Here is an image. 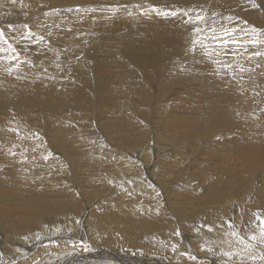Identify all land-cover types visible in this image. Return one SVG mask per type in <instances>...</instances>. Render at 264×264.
I'll return each mask as SVG.
<instances>
[{"label": "rangeland", "instance_id": "rangeland-1", "mask_svg": "<svg viewBox=\"0 0 264 264\" xmlns=\"http://www.w3.org/2000/svg\"><path fill=\"white\" fill-rule=\"evenodd\" d=\"M37 4V10L42 13L66 12L51 0ZM90 4L94 9L91 17L89 14L82 17L83 9L75 7L81 27L70 28L61 35L62 41L72 48L61 47V63L51 61L46 65L32 66L34 72L48 74L43 80L38 79L41 83L33 81L32 84L17 86L4 81L0 83L3 86L0 89L8 94L6 105L9 108L6 110L9 117L3 120V123L7 121L4 124L8 128L0 126V264H17L26 258L24 254H32L40 245L51 246L52 241L69 245L75 238V243L81 241L82 235L79 239L77 234L88 227V215L91 213L94 224L101 220L106 226L100 224L103 231L110 232L112 228L107 226L108 223L116 224L111 220L127 222L130 219L124 217H130V210L140 209L156 212L146 214L145 223L152 226H148L149 229L145 227L146 230L138 229L132 239L150 252L131 247L128 245L130 238L121 234L123 237L111 238V241H120L117 245L112 241V246L109 243L96 248L88 243L93 250L83 254H78L77 247L74 250L65 247L66 251L58 249L52 258L55 264L59 261L64 262L60 264H77L76 258L74 262L67 260L73 252L81 258L91 257L96 249L121 255L123 261L117 264H130L131 258H145L144 262L137 261V264H151L146 259L158 256L166 260L163 264H175L176 259L169 258L172 244L185 243V250H179L187 252V240L182 238V232H185L183 225L187 221L191 220L197 228L204 229L201 226L206 224L221 228L223 224L220 220L218 223L213 221L217 219L211 217L213 212L210 211L219 204L222 212H226L232 198L241 202L245 193L249 197L259 192L264 181V59L256 57L252 62L248 59V52H264V46L248 47L247 52L240 47V54L234 58L223 55L208 58L203 55L202 48L191 51L192 25L184 23L182 14L165 17L151 12L142 15L140 11L141 7L148 9L153 5L161 10L202 11L210 24L215 23L218 32L222 27H236L238 37L246 34L248 39L264 40V0H92ZM110 7H117V11H111ZM29 20V14L22 18L13 16L5 25L0 23V28H5L12 35H20L23 25ZM216 59L232 63L234 71L226 73L214 63ZM20 60L26 61L22 56ZM14 63L7 60L5 64L13 67L12 77L16 80L23 68H29V63H22L18 68L13 66ZM240 68L244 71L241 72ZM16 89L22 93L19 98ZM26 90L29 91L26 93ZM167 90L169 93H165ZM22 100L24 102L19 107ZM181 123L183 127L196 128L197 134L192 138L185 136ZM13 126L17 128L13 129ZM204 128H208L206 133L213 137L206 138L208 136L202 134ZM251 130L259 133L262 139L255 150L247 147L250 142L248 131ZM208 139L211 143L217 140L212 143L214 149L210 142L207 144L209 148H205ZM203 151H210L214 157L209 153L210 157L206 159ZM227 151L229 155L225 157ZM203 158L211 160L212 167L206 166L208 170L202 165L205 161L200 164ZM214 159L223 164L231 163L232 173L223 171L222 162V167L219 162L218 165L214 162V165ZM255 161L261 164V171L248 166ZM145 165L154 170L150 167L145 169ZM201 165L208 176L205 181ZM219 169L222 172L216 173ZM241 169L247 175L244 179H237ZM233 180L239 181L237 185ZM208 185L215 187L211 189L214 192L216 186L218 189L224 187V193L222 190L215 192L216 195L225 194L221 201L218 200L220 195L214 202L209 201L205 189ZM188 188L196 192L190 193L186 190ZM186 192L190 196L193 194L194 198ZM201 192L205 195L203 199H199ZM186 194L191 198L187 200L188 204ZM227 195L231 196L229 202H226ZM186 207L195 209L196 215L187 218L189 210ZM42 209L39 217L34 218ZM231 221L234 225L248 223L245 217L240 219L238 215ZM118 225L119 222L115 227ZM177 230L180 236L175 235ZM225 230L240 232L227 226ZM253 231H245L243 235ZM21 240L30 241L28 244H35V247L29 248L28 253L18 251L14 259H6V254L13 248L21 249L14 244ZM162 246L165 248L160 249ZM165 249L170 250L167 253ZM220 250L217 262L220 259L224 264L227 257L222 256ZM49 251L45 256L54 254L51 249ZM200 255H191L196 257L195 260L189 256L186 264H206L207 257ZM235 258L232 261L227 259L229 264L240 263V260L236 261L239 257Z\"/></svg>", "mask_w": 264, "mask_h": 264}, {"label": "bare ground", "instance_id": "bare-ground-1", "mask_svg": "<svg viewBox=\"0 0 264 264\" xmlns=\"http://www.w3.org/2000/svg\"><path fill=\"white\" fill-rule=\"evenodd\" d=\"M39 1H42V0H22V2H21V0H16V3H13V0H0V23H2V25H5L6 24V22L11 18V17H18V18H22L24 15H26V14H29L30 15V20L28 21V23H29V25L31 26V28H32V30L35 32V33H37L38 35H43V36H45V40H46V43H45V41H43V42H41L39 45H32V46H29V44H28V42H23V43H17V41H13L14 42V44H16V47H17V49L19 50V51H21V53H22V57H24L25 59H26V61H31V63H29V68L28 69H22L21 70V74H20V76L15 80V79H13V77H12V71H13V67H11L12 68V71L11 72H9L8 71V69L10 68V66H8V65H6L5 63H6V61L7 60H0V83H1V81H4L6 84H10V85H14V86H17V85H20V84H25V85H28V84H32V82L34 81V83L36 82V84H38V83H41V81L39 80V82H38V79H44V77L45 76H47L48 74H43V73H37V72H34L31 68H32V66H34L35 64H43V65H46L47 63L49 64V63H52L51 61H54V62H60L61 63V56L59 57V54H60V52H62V48L61 47H65V49L66 48H69V45H67L64 41H62V39H61V35H64V34H66L67 33V31L70 29V28H78V26L80 25L79 24V22L81 23V19L78 17V13L76 12V8L75 7H80L81 9H83V16L82 17H88V16H84V15H88L89 14V16L91 17V14H92V12H93V8L91 7V4H90V2L92 1V0H51L53 3H56V5H57V7L60 9V5H61V8H64L65 10H66V12H59V13H48L47 15L45 14V13H42V12H39L38 10H37V8H38V4H37V2H39ZM157 2V1H156ZM153 3H155V2H153ZM156 4V3H155ZM69 9H71V11H69ZM102 13V12H101ZM84 18V19H85ZM26 20H27V18H26ZM147 26H149V25H147ZM153 26V25H152ZM152 26H151V28H152ZM155 26V25H154ZM153 26V27H154ZM80 27H81V25H80ZM159 28V27H158ZM5 29V28H4ZM162 29H164V28H162ZM161 29V30H162ZM152 30H154V29H152ZM145 31H147V30H145ZM149 31V30H148ZM5 33H6V35L7 36H9L10 38L12 37V36H14V35H12V34H10V32L9 31H7L6 29H5ZM153 33V32H152ZM17 38L20 36V35H15ZM159 38V37H158ZM150 39V38H149ZM104 42V41H103ZM106 43V42H105ZM166 44V43H165ZM176 45V44H175ZM64 49V50H65ZM69 49H71L72 50V48H69ZM56 53H58V54H56ZM63 53V52H62ZM56 54V55H55ZM163 54V53H162ZM4 55H6V54H4ZM58 55V56H57ZM160 57V56H159ZM256 59V57H253L252 59H251V62L253 61V60H255ZM217 60V59H216ZM132 64V63H131ZM133 65H134V63H133ZM166 65H168V64H166ZM179 65V64H178ZM137 68V67H136ZM219 68H221V67H219ZM6 69V70H5ZM52 73V72H51ZM165 73V72H164ZM225 73V72H224ZM166 74H168V72L166 71ZM156 75V74H155ZM226 75V74H225ZM224 75V76H225ZM228 75V74H227ZM229 76V75H228ZM141 79V78H140ZM38 82V83H37ZM34 85V84H33ZM32 85V87H34ZM13 86V87H14ZM29 86H31V85H29ZM159 86H161V83L159 84ZM1 87V86H0ZM22 87V86H21ZM1 88H3V86L1 87ZM10 88H11V86H10ZM16 88V87H15ZM14 88V89H15ZM30 88V87H29ZM35 88V87H34ZM37 88H39L40 89V87H36V89ZM13 89V88H12ZM12 89H10V90H12ZM13 89V90H14ZM21 89V88H20ZM27 89V88H26ZM31 89V88H30ZM29 89V90H30ZM33 89V88H32ZM38 89V90H39ZM2 90H4V89H0V126H3L4 128H8V127H6V125L4 124V123H7V121L6 122H4L3 123V120H5L4 119V117H9V116H7L6 115V110L7 109H9V108H7V105H6V97L8 96V94L6 93V92H3ZM17 90V91H16ZM15 90V92H17L16 93V95L18 96V98L19 97H21V94L22 93H20L19 92V90L18 89H16ZM22 90H23V88H22ZM22 90H20V91H22ZM29 90H26L25 92L27 93ZM5 91V90H4ZM24 91V90H23ZM34 92V91H33ZM165 93H169L168 92V90L167 91H165ZM24 95V94H23ZM149 95V94H148ZM146 96V95H145ZM150 100V99H149ZM20 102V101H19ZM23 102H24V100H22L21 101V104L19 105V107L20 106H22V104H23ZM9 112H10V110H9ZM9 112H7V114L9 113ZM10 115V114H9ZM212 115H213V113H212ZM211 115V116H212ZM215 115V114H214ZM213 115V116H214ZM210 116V117H211ZM216 118V117H215ZM7 120V119H6ZM217 120V119H216ZM194 121H196V120H194ZM201 121V120H200ZM205 121V120H204ZM212 122H213V120H211ZM218 121V120H217ZM180 122V121H179ZM199 122V121H198ZM216 122V121H215ZM202 123H203V121H202ZM214 123V122H213ZM165 124H167V123H165ZM170 124H172V123H170ZM180 124V123H179ZM184 124V123H183ZM197 124V123H196ZM200 124V123H199ZM7 125H9V123L7 124ZM169 125V124H168ZM168 125H166V126H168ZM178 125V124H177ZM15 126V125H14ZM14 126H13V129H16L17 127H15L14 128ZM171 127H172V125H170ZM181 126H182V128L184 129L183 130V134L185 135V136H190V138H192L191 136L193 135V136H195L197 133H196V131H197V129L196 128H192V127H188V126H186L185 127V125H184V127H183V125H182V123H181ZM194 126V125H193ZM197 126V125H196ZM204 126V125H203ZM205 126H208L207 125V122H205ZM175 127V126H174ZM199 127H201V126H199ZM20 128V127H19ZM18 128V129H19ZM175 128H179V126L178 127H175ZM181 128V127H180ZM209 128V127H208ZM208 128H206V129H208ZM17 129V130H18ZM172 129V128H171ZM196 129V130H195ZM206 129L204 128L203 129V133L202 134H204V136L206 137V136H208V137H206V138H210V137H213V136H211V134L209 135L208 134V132L206 133ZM185 131V132H184ZM200 131H202V130H200ZM226 131H228V130H226ZM230 131V130H229ZM193 132H195V133H193ZM249 132V134H250V137L248 138V141H250L249 142V144H247V147H249V146H251V149L250 150H255L256 149V145H258V144H260V143H262V139L260 140V138H259V133H255L254 131H248ZM218 135V134H217ZM204 137V138H205ZM218 138H220V137H218ZM213 140H214V138H212ZM211 139V140H212ZM212 140V141H213ZM216 140V139H215ZM245 140H246V138H245ZM217 141V140H216ZM216 141H214V142H216ZM206 142V147L205 148H209V145H207L208 144V142H210L209 144L211 145V148L212 149H214V147L215 146H212V143L214 144V142H212L211 143V141H210V139H208V140H206L205 141ZM221 145H222V143H221ZM220 145V146H221ZM263 145H264V142H263ZM223 147V145L221 146V148ZM259 147H260V145H259ZM263 147V146H262ZM211 148H210V151H211ZM220 148V147H219ZM219 148L217 149V150H219ZM236 148V147H235ZM250 148V147H249ZM232 149H233V147H232ZM237 149V148H236ZM230 150H231V148H230ZM238 150V152H237V154H239L240 152H239V149H237ZM209 151V153L212 155V153ZM224 151V150H223ZM222 151V152H223ZM226 151V150H225ZM224 151V152H225ZM234 151V150H233ZM203 152H205V154L207 155V158L206 159H208L209 157H210V155H209V153H207L206 151H203ZM212 152H214V151H212ZM221 152V154H223ZM236 152H234L235 154H236ZM6 153V152H5ZM215 153V152H214ZM202 154H204V153H202ZM205 154L203 155V156H205ZM228 154V151L226 152V154H225V157H227L226 155ZM138 155V154H137ZM214 155V154H213ZM212 155V156H213ZM229 155V154H228ZM231 155V154H230ZM243 156V155H242ZM214 157V156H213ZM216 158H218V157H216ZM139 159V158H138ZM205 158H203V159H201L200 160V164H202L201 163V161L202 162H204L205 161V163L204 164H202V165H204L205 167H204V169L205 170H208L207 169V167H212V165H210V162H211V160H206ZM219 159V158H218ZM221 160H223V159H221ZM1 161H2V159H1ZM236 161V160H235ZM4 162V161H3ZM199 162V161H198ZM206 162H209V163H206ZM214 162H216V159H214V161H213V163ZM217 162H219L218 160H217ZM217 162H216V165H220L221 164V162L222 161H220L218 164H217ZM230 162V161H229ZM228 162V163H229ZM170 163V162H169ZM173 163H175V164H178V163H176V162H173ZM226 163V162H225ZM223 164V162H222V164L221 165H223V167L220 165V167H222V168H224L225 167V169H223V171H226V173H228V174H231L232 173V169H230V167H232V164L231 163H229V164ZM237 163V162H236ZM145 164V163H144ZM207 164H209V166H207ZM4 165V164H3ZM152 165V164H151ZM201 165V169L200 170H202V173L203 174H205L204 175V181L205 180H207L206 178H208V176H206V172L205 171H203L204 169H203V166ZM214 165H215V163H214ZM207 166V167H206ZM248 166L249 167H251L252 168V170H256V171H261L263 168H262V166H261V164L260 163H258V161H255V162H253V163H249L248 164ZM150 166H148V165H145V169H148ZM151 168V167H150ZM219 168V167H218ZM36 169H38V168H36ZM137 169H138V167H137ZM152 170H154L153 168H151ZM221 169V168H220ZM219 169V170H220ZM215 170H217V169H215ZM140 171V170H139ZM209 171H210V169H209ZM141 172V171H140ZM201 172V171H200ZM211 172H213V171H211ZM217 172H222L221 170L220 171H216V173ZM146 173H148V172H146ZM215 173V172H214ZM237 172L236 171H234V174H236ZM250 173H253V172H250ZM249 173V174H250ZM216 175H218V174H216ZM225 175V174H224ZM245 175H247L246 174V171L244 170V169H241L240 171H239V176L237 177V179L238 178H240V179H244L243 177L245 176ZM221 176H223V175H221ZM226 176V175H225ZM253 176H255V178H257V175L256 174H252V177ZM251 177V176H250ZM152 178V177H151ZM217 178V177H216ZM223 178V177H222ZM218 179V178H217ZM239 179V180H240ZM250 179V178H249ZM225 180V179H224ZM246 180V179H245ZM204 181H201V182H204ZM212 181V180H211ZM234 182H235V184L237 185V183L239 182L238 180H237V183H236V180H233ZM151 182V181H150ZM201 182H200V184H201ZM220 182L221 181H219L218 182V184H220ZM227 182V181H226ZM245 182V181H244ZM252 182V181H251ZM213 183V182H212ZM202 184H204V183H202ZM222 184V183H221ZM220 184V185H221ZM229 185H230V183H228ZM248 184V183H247ZM9 185V184H8ZM165 185V184H164ZM198 185V184H197ZM196 185V186H197ZM219 185V186H220ZM226 185V184H225ZM261 186H260V190H258L259 192H257V193H252V195H250L249 197H248V195L245 193V195H242V196H244L243 197V199L241 200V202H236L237 201V199H234L233 200V198L230 200L231 202H229L228 201V199H229V197H231L230 195H232V193L230 194V195H227V201L226 202H229V204H228V206H227V211L225 212V211H223L222 212V209L219 207V204L216 206V208H214V209H212V211H210V212H213L212 214H211V217L213 218V219H217V220H213L212 218H209V219H212L213 221H217V223L218 222H220L221 224H223V226H221V228L220 227H218L217 225H215V224H213V231L212 232H209L208 233V231H207V228L205 227L204 229L203 228H197V226L196 225H192V221L190 220V221H187L186 223H185V225H183L184 227H183V229L185 230V232H182V233H184L183 234V239H184V241L185 240H187V245H186V251L187 252H183L182 250H179V248H182V249H184V247H185V243L184 244H180V245H176L177 246V249H176V251H173V249L170 251V253H171V256L169 257L170 259H176V262H175V264H186L187 263V261H188V257L189 256H191V255H197V254H202V255H200L201 257H207V259H206V264H222V262L223 261H220V259H219V262H217L218 261V258H217V256L218 255H220V249H222V252H221V254L224 252V251H234V252H240L241 253V255H243L244 256V260H243V264H264V260H260V259H257V260H255V261H253V260H251V261H249L248 260V262H247V257H248V255L249 254H252V255H256L257 257H259L260 256V254L261 253H264V245H262V244H259V243H256L255 244V247H254V249L253 250H251V249H246L245 248V246L244 247H242L243 245L242 244H240L239 242H238V240H237V238H235V237H233L232 235H231V232L230 231H226L225 229H226V224H225V222L226 221H228V220H231L234 216H236V215H238L239 217H240V219H241V217L243 218V217H245V221H247L248 223L247 224H238V225H235V227H234V229H238L242 234L245 232V231H249V232H251V230H253L254 229V231L253 232H255L257 235H259V230H258V228L256 227V224L258 223L256 220H255V213H257V212H261V213H264V181H262L261 182V184H260ZM193 186V185H192ZM252 186H253V184H252ZM10 187V186H9ZM152 187V186H151ZM195 187V186H194ZM230 187H232V186H230ZM249 187V186H248ZM215 189V187H213V186H211V185H208V186H206V191H207V193H208V191H210L211 189ZM224 187H220L219 189H218V187L216 186V191L215 192H219L220 190H222V193H224L225 192V189H223ZM164 189V188H163ZM196 189V188H195ZM218 189V190H217ZM4 190V189H3ZM159 190V189H158ZM186 190H189V192L191 193H193L195 190H193V191H190V189L188 188V189H186ZM212 191V190H211ZM227 191H228V189H227ZM233 191V190H232ZM164 192V191H163ZM196 192V191H195ZM214 191H212L211 193H206V192H204V193H206V195H208L207 196V198L209 199V201H213L214 202V200L216 199V198H218L219 197V195L217 194L216 195V193H215ZM187 193V192H186ZM190 193H187V194H189V196H190ZM234 193V192H233ZM248 193H250V192H248ZM162 194V193H161ZM186 194V195H187ZM195 194V193H194ZM201 196L199 197V199L202 197V199H203V193L201 192ZM167 195V194H166ZM193 194H191V196H192ZM224 195L225 194H223L222 196L220 195V197L218 198V200H220L221 201V199L220 198H223L224 197ZM163 196V195H162ZM179 196H180V198H182L181 196L182 195H180L179 194ZM179 196H178V198H179ZM189 196L187 195V199L185 200L186 202H187V200L189 201V200H191V198H189ZM190 196V197H191ZM194 196V195H193ZM192 196V197H193ZM205 196V195H204ZM175 197H176V195H175ZM196 197V196H195ZM165 198V197H164ZM194 198V197H193ZM175 199V198H174ZM213 199V200H212ZM1 200V199H0ZM8 200V199H7ZM169 200H170V198H169ZM168 200V201H169ZM177 200V199H176ZM176 200H175V202H176ZM182 200H183V198H182ZM181 200V201H182ZM218 200H216L215 202H218V203H220V201H218ZM225 200V199H224ZM3 201V200H2ZM6 201V200H5ZM4 201V202H5ZM171 201V200H170ZM174 201V200H173ZM185 202V203H186ZM202 202V201H201ZM245 202V203H244ZM172 203V202H171ZM190 203H193V202H190ZM212 203V202H211ZM137 204V203H136ZM169 204V203H168ZM187 204H188V202H187ZM201 204V203H200ZM210 204V203H209ZM213 204V203H212ZM216 204V203H215ZM128 205H134L133 203H129ZM172 205V204H171ZM175 206H176V204H174ZM198 205V204H197ZM211 205V204H210ZM177 206H178V204H177ZM186 206V205H185ZM188 206H190V205H188ZM201 206H202V204H201ZM181 207V206H180ZM193 207V206H192ZM221 207H224L225 208V206H222L221 205ZM195 208V207H194ZM186 209H188L189 211L186 213V217L188 218V217H190L191 215L192 216H194V215H196V210L195 209H189V208H187L186 207ZM185 209V210H186ZM177 210V209H176ZM43 211V209L41 210V211H39V212H37V214L34 216V218H37V217H39L38 216V214H40L41 212ZM131 212H129L130 213V217H128V216H125L124 217V219H130L129 221H127V222H124V221H118V219H117V221L119 222V225L117 226V227H115L116 225H117V223L118 222H116L115 220H111L110 222L111 223H116L115 225H112V224H109L108 223V225L107 226H111V228H112V231H110L109 229V231L110 232H105V231H103L104 230V226H105V224H103V223H101L102 221L101 220H99L98 221V223L96 224H94V219H93V217H92V213L91 214H89L88 215V220H90V222H88V227L87 226H85L84 228H82L81 230H80V233L79 234H77L78 236V238H79V236L80 235H82V237H81V239L83 240L84 239V241L88 244V243H91V244H93L95 247L97 246V245H100L101 246V244L102 245H108L109 243H111L110 245L112 246V243L113 244H118L120 241H118L117 242V240H115V241H111V238H112V236H115V239H117V237H123V236H121V234H123V235H125V237L127 238H130L129 239V241L131 242H129L128 243V245H130L131 247H134V248H137V249H139L140 251H149L150 252V250H146V249H144V247H141V245H137V244H135L134 242H137V241H133L132 239H133V236L135 235V233L137 232V230L139 229H144V230H146V229H149V227H151L152 226V224H148V223H145V220L147 219L146 217H147V215L146 214H150L152 211H154V210H146V209H140V210H130ZM151 211V212H150ZM173 211V210H172ZM137 212V213H136ZM155 212V211H154ZM154 212H152V214L154 213ZM177 212H179V211H177ZM181 212V211H180ZM222 212V213H221ZM199 213V212H198ZM215 213H216V215H215ZM243 213V214H242ZM155 214H156V212H155ZM174 214V213H173ZM180 214V213H179ZM217 214H220V215H217ZM99 215V214H98ZM107 215V214H106ZM127 215V214H126ZM129 215V214H128ZM146 215V216H145ZM185 215V214H184ZM210 215V214H209ZM94 216V215H93ZM97 216V215H96ZM158 216V215H157ZM168 216V215H167ZM85 217V216H84ZM110 217V216H109ZM112 217V216H111ZM153 217V216H152ZM181 217H183L182 219H186L185 218V216H181ZM180 217V218H181ZM206 217V216H205ZM210 217V216H209ZM99 218V217H98ZM113 218V217H112ZM146 218V219H145ZM155 218V217H154ZM174 218H176V217H174ZM101 219V218H100ZM190 219V218H189ZM156 220V219H155ZM198 220V219H197ZM220 220V221H219ZM82 221V220H81ZM96 221V220H95ZM238 221V220H237ZM21 222V221H20ZM210 222V221H209ZM219 223V224H220ZM242 223V222H241ZM80 224V223H79ZM100 224H103V227H101L100 226ZM155 224V223H154ZM82 225V224H81ZM179 225V224H178ZM207 225V224H206ZM210 225V224H209ZM69 226H74V225H72V224H69ZM80 226V225H79ZM149 226V227H148ZM83 227V226H82ZM106 227V226H105ZM145 227H146V229H145ZM181 227V226H180ZM79 228H81V227H79ZM110 228V229H111ZM189 228H190V230H189ZM197 229H200L199 230V232L197 231ZM74 230V229H73ZM107 231V230H106ZM149 231H151V229L149 230ZM2 232V231H1ZM49 232H53V231H49ZM60 233V232H59ZM66 233H67V231H66ZM65 233V234H66ZM108 234H109V236H108ZM197 234V235H196ZM250 234V233H249ZM248 234V235H249ZM69 236H70V234H68ZM137 235V234H136ZM155 234H153V236H154ZM50 236V235H49ZM62 236V235H61ZM76 236V235H75ZM145 236V235H144ZM156 237V236H155ZM172 237V236H171ZM170 237V238H171ZM54 238V237H53ZM114 238V237H113ZM147 238V237H146ZM175 238V237H174ZM227 238L229 239V240H227ZM58 239V238H57ZM80 239V238H79ZM77 239L75 238V241H76ZM148 240V239H147ZM153 240V239H152ZM68 241V240H67ZM74 240H73V242H75ZM2 242H3V240H2ZM30 241H27V240H21V241H18V242H15L14 244H18V245H16V248H18V247H21V249H14L13 248V250L9 253V254H6V253H4V254H6L7 255V258L6 259H14V257H16V255H18L19 253H18V251H22L23 253L25 252V253H28V252H30V250L31 249H29V248H31V247H35V244H33V245H29L28 243H29ZM42 242V241H41ZM48 242V241H47ZM73 242L69 245V243H65V242H56L55 244H53V245H51V246H49V244H48V246H46V247H42L41 245L39 246V247H37L36 248V250L34 251V252H32V254H24V257H26L24 260L23 259H21L22 261H20V262H18L17 264H33V263H35V264H45V262H47V261H49L47 264H55V261H54V259H52V258H54L55 256H56V254H55V251H57L58 252V249H60L59 251H66L67 249H64L65 247H72L73 248V246H72V244H73ZM80 242V241H79ZM79 242H76V244H77V249L76 250H78L77 252H78V254H83L84 253V251H82L81 249H80V247H79ZM133 242V243H132ZM179 242V241H178ZM182 242V241H181ZM222 242H225L224 244H223V246L221 245V247L222 248H220V244L222 243ZM45 243V242H44ZM124 243V242H123ZM166 243H168V242H166ZM1 244V243H0ZM5 244V243H4ZM27 244V245H26ZM42 244V243H41ZM154 244V243H153ZM170 244H171V242H170ZM110 245H109V247H110ZM144 245V244H143ZM142 245V246H143ZM160 245V244H159ZM159 245H157V246H159ZM173 245V244H172ZM231 245H234V246H236V248H232V246ZM90 246V245H89ZM125 246H126V244H125ZM152 246V245H151ZM171 246V245H170ZM233 246V247H234ZM91 247V246H90ZM127 247V246H126ZM125 247V248H126ZM146 247H148V246H146ZM166 247H168V246H166ZM209 247H211L212 249H213V251L212 252H208L207 251V249L209 248ZM96 248H99V247H96ZM118 248V247H117ZM128 248V247H127ZM133 248V249H134ZM158 248V247H157ZM156 248V249H157ZM163 248H165V247H160V249H163ZM2 249V248H1ZM49 249H51V252L53 251V253L54 254H52L51 256H45L47 253H49L50 251H49ZM63 249V250H62ZM109 249V248H108ZM111 249H115L114 247L112 248L111 247ZM159 249V250H160ZM244 249H246V252H242ZM73 250H74V248H73ZM95 250V249H94ZM166 251H167V253L169 252V250L168 249H165ZM185 250V249H184ZM47 251V252H46ZM116 251H117V249H116ZM140 251H139V254H140ZM154 251V250H153ZM90 252V251H89ZM120 252V251H119ZM124 252V251H123ZM127 252H128V250H127ZM130 252H132V251H130ZM136 252V251H135ZM149 252H148V255H149ZM152 252V251H151ZM155 252V251H154ZM164 252V251H163ZM113 253V252H112ZM112 253H110L109 251H107V250H102V251H100L99 249H96L95 250V254H93V256H91V257H82L81 258V256L80 255H77V253H74L73 252V256H69V258H67V260H69V261H71V259L73 260V262H74V258H76V260L78 261V263L77 264H105V262H112V264H117L119 261H123L122 259V257H121V255L120 256H115L114 254H112ZM158 253H159V251H158ZM169 253V254H170ZM40 254V255H39ZM77 256H76V255ZM85 254H89V253H85ZM154 254V253H153ZM5 255V256H6ZM69 255V254H68ZM136 255V254H135ZM143 255V254H142ZM152 256V255H151ZM212 256V257H211ZM223 256V255H222ZM2 257V256H1ZM68 257V256H67ZM94 258V260H92L93 258ZM91 258V259H90ZM138 258V257H137ZM226 258V257H225ZM233 258H235V257H233ZM50 259H52V260H50ZM66 259V258H65ZM87 259H90V260H88L87 262H85L84 263V261H83V263L81 262L82 260H87ZM128 260H130L129 258H127ZM144 259L145 258H138V259H133V258H131V262H130V264H133V263H135V264H137L138 262L137 261H139V262H144ZM227 259H229V258H226V260ZM232 259V258H231ZM236 259V258H235ZM67 260H66V262H67ZM126 260V259H125ZM149 263H151V264H163V262L164 263H166V260L164 259V258H162L161 256H158V257H151V258H148V259H146ZM238 260H240L239 258H237V260L236 261H238ZM64 261V260H63ZM115 261H117V262H115ZM229 261V260H228ZM232 261V260H231ZM146 262V261H145ZM60 263H64V262H57L56 264H60ZM68 263V262H67ZM170 264V263H169ZM225 264V263H224ZM232 264V263H231ZM236 264H241V262L240 263H236Z\"/></svg>", "mask_w": 264, "mask_h": 264}, {"label": "snow or ice", "instance_id": "snow-or-ice-1", "mask_svg": "<svg viewBox=\"0 0 264 264\" xmlns=\"http://www.w3.org/2000/svg\"><path fill=\"white\" fill-rule=\"evenodd\" d=\"M13 3H16V0H13ZM124 7L126 8V6ZM136 7L140 6L137 5ZM110 10L115 12L117 11V7H110ZM69 11H71V9H69ZM140 11L142 15H147L149 12H151L155 13L156 15L165 17H176L182 14L185 18L184 23L192 25V33L194 38L191 41V51L196 52L198 48H202L203 55L208 58L220 57L222 55L225 57L231 56L234 58L235 56L240 54L238 51L240 47H244L245 51L247 52L248 47L256 48L258 46H264V40L255 38L248 39L246 38V34L244 37H238V29L236 27H222L218 32L215 23L213 22L210 24L206 15L203 14L202 11L171 9L161 10L155 5L151 6L148 9L141 7ZM45 14L47 15L48 13ZM129 15H131V12H129ZM9 27H12V25H9ZM253 31H255V29H253ZM13 41H17V43L28 42L29 46L39 45L41 42L45 41V36L35 33L28 23H25L23 25V31L18 38L15 35L10 38L6 35L5 30L3 28H0V60L15 62L13 66L18 68L22 63H31V61L20 60V56L22 55V53L17 49L16 44H14ZM218 49H223V51H218ZM253 57L264 59V52L256 50L248 52V59H252ZM214 63L219 64L221 69L226 73L230 74L234 71L235 66L230 62H221L220 60H215ZM239 70L241 72L244 71L243 68H240ZM8 71L11 72L12 68L10 67ZM255 220L258 222L256 224V227L259 230L258 236L255 232H252L247 236L241 234L238 231L231 232V235L233 237H236L238 242L248 249L255 247L256 243L264 245V213H255ZM225 223L227 224V227L229 229H234L235 225L231 220H228ZM201 227H206L208 232L213 231V227L211 225H202ZM199 230L200 229H197V231ZM175 235L180 236V231L177 230L175 232ZM37 239H40V237L37 236ZM52 243L55 244L56 241H52ZM72 246L75 249L77 247V244L73 242ZM79 247L84 252L93 250L83 240L79 242ZM172 248L173 251H176L177 246L174 244L172 245ZM207 251L212 252L213 249L209 247ZM222 254L224 257L229 258V260H231V258L233 257H239L241 264H243L244 256L241 255L240 252L224 251ZM189 258L192 260L196 259L195 256H190ZM247 258L253 261L257 259L264 260V253H261L259 257L249 254ZM105 264H112V262H105ZM225 264H229V261L226 260Z\"/></svg>", "mask_w": 264, "mask_h": 264}]
</instances>
